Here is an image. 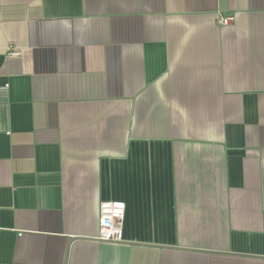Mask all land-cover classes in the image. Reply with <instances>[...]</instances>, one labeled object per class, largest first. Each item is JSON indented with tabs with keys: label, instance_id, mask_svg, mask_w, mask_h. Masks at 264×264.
<instances>
[{
	"label": "crops",
	"instance_id": "0c3cea01",
	"mask_svg": "<svg viewBox=\"0 0 264 264\" xmlns=\"http://www.w3.org/2000/svg\"><path fill=\"white\" fill-rule=\"evenodd\" d=\"M0 264H264V0H0Z\"/></svg>",
	"mask_w": 264,
	"mask_h": 264
},
{
	"label": "built area",
	"instance_id": "2783aa9c",
	"mask_svg": "<svg viewBox=\"0 0 264 264\" xmlns=\"http://www.w3.org/2000/svg\"><path fill=\"white\" fill-rule=\"evenodd\" d=\"M217 23L220 26H229L233 23L232 16L220 17ZM11 55H17L15 51ZM125 205L121 201H104L98 205V233L97 241L119 244L123 241L122 230Z\"/></svg>",
	"mask_w": 264,
	"mask_h": 264
}]
</instances>
